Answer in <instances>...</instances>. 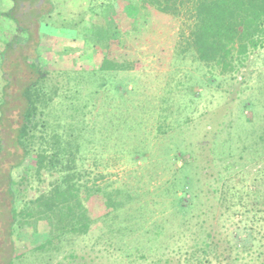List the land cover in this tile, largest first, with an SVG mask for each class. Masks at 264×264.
Returning <instances> with one entry per match:
<instances>
[{"label":"rangeland","instance_id":"rangeland-1","mask_svg":"<svg viewBox=\"0 0 264 264\" xmlns=\"http://www.w3.org/2000/svg\"><path fill=\"white\" fill-rule=\"evenodd\" d=\"M103 1L106 6L93 13L91 0H0V264H188L184 257L206 237L195 219L190 231H182L180 217L174 214L172 193L180 192L170 182L185 162L197 172L195 190L201 193L197 206L209 213L208 223L223 238L228 234L234 245L244 234L231 229L256 223L242 208L245 199L258 203L264 194V140L258 138L264 133V48L254 51L233 79L217 72L210 76L190 54L178 55L183 27L175 21L166 27L161 41L147 42L141 50L133 48L143 62L141 69L111 71L108 81H101L104 89L95 94L100 87L95 66L103 50L84 35L102 24L111 32L117 29L121 44L127 41L130 46L132 33L150 28L143 25L140 14L144 12L129 15L124 3L116 0H96L94 5ZM32 61L39 64L50 85L62 88V94L73 93L75 81L78 101L87 104L75 122L88 127L109 123L111 130L103 133L104 138L88 142V150L82 153L83 168L92 178L103 175L95 180L101 188H122L135 196L125 208L143 213L138 218L142 229L118 230L134 223L127 217L101 219L86 235L65 237L42 253L31 252L35 245L31 230L14 232L10 209L14 205L19 210L38 191V181L25 178L30 170L32 176L36 156L25 155L18 142L26 106L22 91L35 76ZM249 101L259 102L256 112L244 107ZM60 106L65 109L69 104ZM69 121L68 116L61 118L62 125ZM136 129L138 139L133 135ZM136 140L146 144L144 153L133 151L128 157L117 150L130 149ZM177 146L183 155L174 151ZM133 156L136 162L130 160ZM235 211H240L239 216ZM169 215L167 232L154 241L150 230ZM259 224L263 227L264 221ZM262 227L253 233L254 247L261 251ZM251 253L241 252L236 263L253 261L256 253L253 249ZM255 261L264 264V256ZM208 264L220 263L211 258Z\"/></svg>","mask_w":264,"mask_h":264},{"label":"trees","instance_id":"trees-1","mask_svg":"<svg viewBox=\"0 0 264 264\" xmlns=\"http://www.w3.org/2000/svg\"><path fill=\"white\" fill-rule=\"evenodd\" d=\"M91 1L93 2L91 7L93 13H99V9L107 4L103 1L96 7L94 5L96 0ZM117 1L124 3V8L129 15L138 16L139 11L144 12L140 14L143 25L146 24L150 28L132 33L130 40L134 44L130 46L127 41H123L121 44L117 29L111 32L108 26L102 24L93 26L90 34L84 35L85 38L93 42L94 46L103 50V56L95 66L94 73L95 75L98 73L100 82V87L95 91V94L104 89L101 81L109 79L108 75L111 71L141 69L143 62L133 48L137 47L141 50V47L147 42L151 44L153 40L161 41L162 34L167 35L166 27L173 25L175 21H179L183 27L179 34L182 46L178 50V55L183 57L186 53L190 54L194 61L202 66V69L211 74L210 76H215L214 72H217L219 75L229 76L233 79L236 72L245 68L250 55L257 49L264 48V0ZM12 18L16 21V17L12 16ZM160 28L161 33H158ZM121 48L125 50L122 51ZM132 56L134 58L131 59ZM31 68L35 76L31 82L24 86L22 91L26 106L22 114V124L18 130V142L25 155L33 153L36 156L32 176L29 169L30 174L25 178H35L38 181L36 186L38 191L19 210L14 205L10 209L11 225H13L14 232L25 228L31 230L35 239V245L31 248V252L42 253L46 247L62 242L65 237L86 235L96 221L101 219L112 218L115 221L117 218L121 219V216L124 217L122 220L131 218L134 221L133 224H130L131 226L125 224L118 226L117 229L121 232L129 230L134 232L142 229L138 218H143V213L134 214L131 212V207L125 208L126 204L130 201L133 202L135 196L122 188L114 190L101 188L96 185L95 180L103 175L92 178L91 173L83 168L82 153L88 150V142L91 143L94 137L95 140L104 138L102 135L108 128L110 129L109 123L101 127H96L97 125L88 127V125L81 126L75 122L76 114L81 113L80 111L87 106V104L78 101L79 91L75 81H73L75 91L68 96L65 92V94L60 92L61 87L49 84L46 74H41L38 63L32 61ZM114 86L118 94L116 81ZM56 97L57 102H55ZM132 97L131 95L130 99ZM62 98L66 99L62 100ZM74 98L76 101L73 100ZM134 102L132 105H135ZM67 103L69 106L62 109L60 105ZM258 103L249 101L244 107L256 112L260 106ZM56 104L58 105L55 109ZM51 106L55 110H60L62 116L59 113H53ZM135 106H141V104ZM66 109L71 112L67 114ZM65 113L66 117L71 119L67 123L68 125L61 123V118H66L64 117ZM107 118L103 120H108ZM138 131L139 129H136L133 135L139 136ZM263 134L258 135L260 140H264ZM143 144L142 141L136 140V144L130 149L119 148L117 150L122 153L126 152L129 157L133 151L144 153L146 144ZM175 150L180 151L179 154L183 155L179 146ZM187 156L195 157L194 154ZM134 158L133 156L130 160L136 162L133 160ZM178 171V175L174 176L172 183L170 182L173 187L178 186L180 192L177 195V191L174 189L176 192L172 193L176 196V199H173L174 214L180 217L182 231H190L195 219L199 223L200 231L205 233L206 237L205 240H200V244L190 249L184 260L188 264H208L211 258H214L220 264H237L236 261L240 260L241 252L252 255L254 254L251 253L253 249L256 253L254 260L243 264H256L255 260L261 255L264 256V250H257L254 247L255 237L253 234L258 227H262L259 222L264 221L263 192H261L262 198L258 200V203H255L253 199L251 202L247 199L245 202L243 201L242 212L249 215V218L254 219L256 223L252 222V224L243 225V227L235 225L231 230L239 235L244 234V236L240 240H234V245H232L228 234L226 238H223L218 229L208 223L210 216L205 212L204 207L197 206L198 203H201L198 202L201 199V193L195 190L196 179L194 176L197 175V172L193 171L191 164L187 162L182 163ZM21 178L25 181L24 177ZM43 186L44 188L41 189ZM16 190L19 192L18 189ZM10 194L14 204L15 191L12 189ZM250 195L253 198L254 195ZM186 196L189 199H185ZM196 208L198 210L194 213ZM148 209L151 210V208ZM239 213L240 211H235L234 214L239 216ZM212 218L214 219V217ZM161 220L153 225V230H150L154 241H158V237L167 232V224L172 221V218L169 215ZM261 231L264 234V225ZM230 235L235 236L231 233ZM158 260L161 262L160 259Z\"/></svg>","mask_w":264,"mask_h":264}]
</instances>
